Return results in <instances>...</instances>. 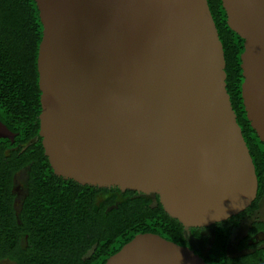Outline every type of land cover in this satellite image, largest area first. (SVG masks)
<instances>
[{
	"label": "water",
	"instance_id": "obj_1",
	"mask_svg": "<svg viewBox=\"0 0 264 264\" xmlns=\"http://www.w3.org/2000/svg\"><path fill=\"white\" fill-rule=\"evenodd\" d=\"M243 41L240 92L264 143V0H219ZM43 156L80 186L155 195L185 230L255 201L258 181L226 92L207 0H33ZM16 134L0 122V139ZM105 264H207L158 235L135 236Z\"/></svg>",
	"mask_w": 264,
	"mask_h": 264
},
{
	"label": "trees",
	"instance_id": "obj_2",
	"mask_svg": "<svg viewBox=\"0 0 264 264\" xmlns=\"http://www.w3.org/2000/svg\"><path fill=\"white\" fill-rule=\"evenodd\" d=\"M207 3L223 47L226 92L258 191L245 212L210 228L185 230L163 212L155 195L80 186L53 174L38 136V10L33 0H0V122L16 134L13 143L0 139V264H105L145 233L187 247L207 264H264V240L258 239L264 234V143L243 110V41L226 27L220 1ZM19 174L25 189L15 208L13 186ZM244 222L247 228L232 252L233 231ZM191 241L206 247L196 249Z\"/></svg>",
	"mask_w": 264,
	"mask_h": 264
},
{
	"label": "rangeland",
	"instance_id": "obj_3",
	"mask_svg": "<svg viewBox=\"0 0 264 264\" xmlns=\"http://www.w3.org/2000/svg\"><path fill=\"white\" fill-rule=\"evenodd\" d=\"M16 187H15V189H14V193H15V196H16V198H17V205H18V201H19V198L21 197V195H22V193H23V191H24V186H23V175L22 176H19L18 178H17V184L15 185ZM246 228H247V223L246 222H244L243 224H242V226H241V228H239L238 230H234L233 231V235H232V241L234 242L233 244H232V247L233 246H235V243H236V240L238 239V238H240L242 235H243V233H245V230H246ZM203 234L204 235H206L207 233H205V232H203ZM208 234H209V232H208ZM258 239L260 240H264V234H262V236H259L258 237ZM192 242V241H191ZM193 243V245L195 246V248L196 249H204L206 246H202V244L201 245H199L198 243H195V242H192ZM232 252H235V249L234 248H232V250H231Z\"/></svg>",
	"mask_w": 264,
	"mask_h": 264
},
{
	"label": "flooded vegetation",
	"instance_id": "obj_4",
	"mask_svg": "<svg viewBox=\"0 0 264 264\" xmlns=\"http://www.w3.org/2000/svg\"><path fill=\"white\" fill-rule=\"evenodd\" d=\"M19 176H22V175H17L16 177H15V183H14V188H13V194L15 195V193H14V189H15V185L17 184V178L19 177ZM25 189V188H24ZM23 193H24V191H23ZM23 193H22V195H21V197L23 196ZM20 197V198H21ZM20 198H19V201H20ZM19 201H18V205H19ZM14 205H15V208H17L18 207V205H17V198H15V201H14ZM249 225H251V224H249ZM239 228H237L236 230H238ZM259 235H262V234H259ZM232 248H234V249H236L237 248V245H236V243H235V246H233V247H231V249Z\"/></svg>",
	"mask_w": 264,
	"mask_h": 264
}]
</instances>
